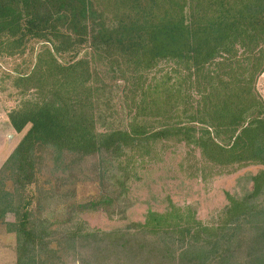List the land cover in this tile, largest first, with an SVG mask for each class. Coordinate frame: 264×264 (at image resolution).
Segmentation results:
<instances>
[{
    "label": "trees",
    "instance_id": "1",
    "mask_svg": "<svg viewBox=\"0 0 264 264\" xmlns=\"http://www.w3.org/2000/svg\"><path fill=\"white\" fill-rule=\"evenodd\" d=\"M34 41L36 62L14 87L35 97L7 113L17 133L30 128L0 166V225L16 235V264H65L68 251L77 264H264V168L244 177L240 195L226 192L229 203L210 224L170 202L112 231L77 221L54 247L51 227L31 209L47 150L56 165L68 154L108 157L106 193L78 212L116 205L110 214L124 219L134 159L159 141L197 148L231 172L264 167V99L256 90L264 0H0V57L25 54ZM164 61L177 66L176 81L145 86ZM109 82L132 95L123 126L106 112Z\"/></svg>",
    "mask_w": 264,
    "mask_h": 264
},
{
    "label": "rangeland",
    "instance_id": "2",
    "mask_svg": "<svg viewBox=\"0 0 264 264\" xmlns=\"http://www.w3.org/2000/svg\"><path fill=\"white\" fill-rule=\"evenodd\" d=\"M40 48L41 43L34 41L29 44L25 54L0 57V166L30 128L28 125L22 133L8 131L12 127L6 114L24 100L35 97L34 91L22 94L21 90L14 87V80L19 73L32 69ZM87 50L89 49L83 53ZM59 57L63 61L71 58L68 54ZM176 68L173 62H161L149 74L145 86L163 81L173 83L176 81ZM169 77L172 78L170 82ZM256 90L264 99V71L256 80ZM106 95L109 107L106 112L113 115L114 125L123 126L128 123V105L132 95L125 91V83L109 82ZM96 99L97 96H94L91 100L96 103ZM105 108L101 105L100 109ZM132 111L135 113L136 110ZM45 153V159L39 162L38 182L31 188L37 197L31 209L35 218L46 220V225L51 227L50 237L46 240L51 241L54 247H58L54 241L60 239L61 242L65 232L77 221L84 222L90 229L112 231L124 228L129 222H144L149 210L164 212L170 202L182 208L191 206L201 221L214 223L229 203L226 192L240 195L245 184L244 177L264 168L261 165H250L231 172L234 167L213 166L197 148L173 140L159 141L149 156H136L134 159L133 169L137 178H131L128 182L127 194L132 206L127 209L124 219L120 214H110V211L118 209L116 205H100L96 209L78 212L79 205L98 199L106 193L101 171H113L114 168L108 157H78L68 154L63 158V163L56 165L49 156V150ZM110 183H114V180ZM112 190L119 191L114 186L110 191ZM14 219L12 212L6 215V221L12 222ZM63 258L67 262L65 264H77L70 251L65 252ZM16 261V235L9 232L7 225L3 223L0 225V264H16Z\"/></svg>",
    "mask_w": 264,
    "mask_h": 264
},
{
    "label": "crops",
    "instance_id": "3",
    "mask_svg": "<svg viewBox=\"0 0 264 264\" xmlns=\"http://www.w3.org/2000/svg\"><path fill=\"white\" fill-rule=\"evenodd\" d=\"M9 111H10V110H9ZM9 111H8V112H9ZM7 117H8V115L6 114V118H7ZM12 130L14 131L13 128H12V129H10V128L8 129V131H11V132H12ZM15 147H16V146H15Z\"/></svg>",
    "mask_w": 264,
    "mask_h": 264
}]
</instances>
